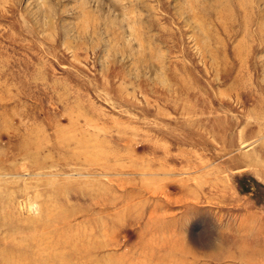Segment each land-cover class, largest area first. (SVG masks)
<instances>
[{"label":"rangeland","instance_id":"obj_1","mask_svg":"<svg viewBox=\"0 0 264 264\" xmlns=\"http://www.w3.org/2000/svg\"><path fill=\"white\" fill-rule=\"evenodd\" d=\"M8 193L23 264H264V0H0Z\"/></svg>","mask_w":264,"mask_h":264},{"label":"bare ground","instance_id":"obj_2","mask_svg":"<svg viewBox=\"0 0 264 264\" xmlns=\"http://www.w3.org/2000/svg\"><path fill=\"white\" fill-rule=\"evenodd\" d=\"M27 143L29 144V141L25 142L24 145L27 146ZM1 196H0V201H1L0 202V222L3 221V220L6 221L7 219H9L8 222L13 223V224H14V222L15 223H17V221L19 222L20 219H19L18 215H11L13 212H15V211H13V209H15V208H14V201H13L14 199H13L12 194L8 193L7 196H5V197H1ZM47 219H49V218H47ZM46 220H45V222H46ZM56 235H57V239L58 240H60L61 242H64L63 240H65V235L63 233H58ZM86 235L87 234L84 231L82 233L79 232V234H76V235L67 236L68 241L71 242L70 244H72V246H73V250H72V252L70 254L71 257L79 258V256L81 254H83L84 245L81 244V241L84 240V237H87ZM10 256L11 255H8V254H0V264H2V263L3 264H11L12 261L14 262V264H19V263L23 264V261H24L23 259L20 258V260H12V258ZM63 259H64V257L58 259L56 264H74L73 261H72V258H65L64 260ZM37 261L38 260H35V259L26 260L27 264H38ZM39 264H55V263H52V262H49V261L40 260Z\"/></svg>","mask_w":264,"mask_h":264}]
</instances>
